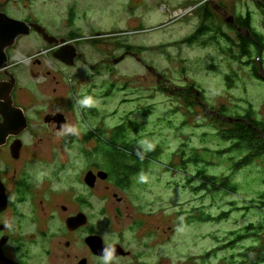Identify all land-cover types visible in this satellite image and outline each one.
Instances as JSON below:
<instances>
[{"label": "rangeland", "instance_id": "rangeland-1", "mask_svg": "<svg viewBox=\"0 0 264 264\" xmlns=\"http://www.w3.org/2000/svg\"><path fill=\"white\" fill-rule=\"evenodd\" d=\"M77 1L79 36L89 38L79 44L84 60L66 67L53 57L48 60L49 66L55 73L73 79L81 101L91 98L92 106L99 109L100 118L91 119L105 122L104 130L109 135L102 131L100 138L106 150L117 153L109 139L115 133L116 138L124 135L119 152L129 148L157 161V150L161 154L159 164H146L155 173L145 176L139 184L145 190L136 204L145 212L160 211L159 217L150 218L149 222L157 223L159 219L161 226L165 229L174 226L176 233L172 240L165 237L163 245L142 249L146 263L239 264L244 250L258 242L251 238L238 243L237 232L245 234L248 226L264 223V209L257 208L264 201L260 198L264 194V163L258 158L252 166L235 171L234 164L245 154L225 153L232 143L219 136L220 124L210 115L212 111L175 91L177 88L194 90L203 104L207 103L214 111L224 110L222 129H227L228 117L244 116L248 111L264 122V79L254 77L252 68L256 61L262 73L260 63L263 58L264 70V50L261 59L259 56L241 60L237 49L231 55L222 53V48H228L224 39L186 44L199 26L203 7L195 8L194 4L201 0ZM210 5H213V21L217 27L234 39L236 33L229 31L226 19L248 13L256 32L264 36V0H212ZM44 13L50 15L51 9ZM27 43L39 46L34 37L20 42L17 50L21 51ZM128 51L136 55L114 64L115 59ZM17 56L21 58L20 54ZM105 60H110V64ZM89 64L100 66L97 75ZM159 75L164 77L161 82ZM108 88L113 92L105 97ZM77 114L82 121V113ZM194 152L201 159L187 161ZM99 164L110 168L103 158ZM200 170L219 179L230 178L238 186L237 193L215 192L212 185L208 186L209 191L196 177ZM192 178L191 184L188 181ZM198 186L201 187L196 192ZM223 213H228L227 217L214 219ZM193 216L197 220L187 223ZM208 218L214 220L208 221ZM108 221V217H103L102 228L106 233L103 235L113 240Z\"/></svg>", "mask_w": 264, "mask_h": 264}, {"label": "flooded vegetation", "instance_id": "flooded-vegetation-1", "mask_svg": "<svg viewBox=\"0 0 264 264\" xmlns=\"http://www.w3.org/2000/svg\"><path fill=\"white\" fill-rule=\"evenodd\" d=\"M211 1L194 4L195 8L203 7L210 27L214 13ZM48 8L50 15L44 13ZM78 9L77 0H0V19H4L3 14L30 27L29 35L18 37L5 49L7 66L0 68V264H147L141 250L163 245L165 237L172 240L176 233L174 226L165 229L159 219L149 222L158 218L160 211L145 212L136 204L145 190L139 184L155 173L146 164L160 163L158 150L159 161L128 149L119 152L124 135L116 138L115 133H111L110 142L123 155L106 150L100 138L103 132L108 134L105 122L91 119L100 118L99 109L80 107L74 80L49 66L48 60L64 47L63 41L66 46H75L82 56L76 64L84 60L79 44L89 38L79 36ZM203 24L201 18L196 31ZM208 34L203 39L213 33ZM34 37L39 46L27 43L17 50L20 42ZM104 62L110 64V60ZM89 67L98 74L100 66ZM159 78L160 82L164 79L163 75ZM112 92L108 88L104 96ZM175 92L195 100L212 111L210 115L224 121L221 112L203 104L194 90L177 88ZM191 157L199 159L200 155L194 152ZM102 158L110 168L99 164ZM91 172L95 176L87 184ZM103 217L109 218L113 240L103 235ZM92 237H101L108 246H121L126 255H97L87 242Z\"/></svg>", "mask_w": 264, "mask_h": 264}, {"label": "trees", "instance_id": "trees-1", "mask_svg": "<svg viewBox=\"0 0 264 264\" xmlns=\"http://www.w3.org/2000/svg\"><path fill=\"white\" fill-rule=\"evenodd\" d=\"M204 20V24L198 29L194 35L186 40V44H196V43H204L205 41L212 40L219 42V40L224 39V41L228 44L227 49L222 48V53L228 55L234 53V49L239 50L238 56L241 60L243 58H253L259 57L261 54V50H264V36L257 33L252 25V17L251 14L248 13L244 15H236V25L243 30L250 33L251 37H248L245 34H242L235 30L236 26L232 24L226 25L230 32L235 31L236 39L230 36L229 33L225 32L224 29L217 27L215 22H212V27L208 25V22L205 21L207 16L201 12V17ZM213 32L207 39H203L204 35ZM209 35V34H208ZM140 50V49H138ZM263 55V53H262ZM262 56H260V59ZM263 59V58H262ZM261 59V62H262ZM252 60V59H251ZM254 61V60H253ZM255 64L252 65L253 68V75L257 79H260V69L257 66L258 63L254 61ZM221 115L225 118V111H220ZM216 118V117H215ZM234 119H239L240 121H234L230 123L229 121L226 122L227 129H222L225 125L223 121L219 120L218 118L214 119L215 122L217 121L218 125L220 124L219 136L226 142H231L232 146L226 150L225 153H229L231 151L237 152L239 154H245V157L239 161L238 163L234 164L235 171H238L241 168H246L248 166H252V164L259 158L261 162L264 163V122L258 120L253 111H248L246 115L239 116ZM120 136V135H119ZM131 151L129 148H127ZM134 152V151H131ZM224 152H220L222 154ZM201 158L188 159L194 160L197 162ZM198 177L201 182L202 186L209 188V185L214 186L215 192L224 191L229 195H233L237 193L238 186L233 184L230 178H222L219 179L218 177L207 175L205 170H200L198 172ZM194 178L190 179L188 182L193 183ZM220 182V183H219ZM219 183V184H218ZM209 190V189H208ZM210 191V190H209ZM261 199H264V194L260 196ZM261 206H257L258 209H264V201L259 202ZM249 208H246L248 210ZM228 213H223L219 217L214 218L217 220L224 219L227 217ZM213 218H208V221L214 220ZM196 217H191L190 219L186 220L187 223H192L196 221ZM185 225V224H183ZM236 234V241L238 243H242L244 240L253 239L254 242H258V244H254L248 248H246L241 254V261L239 264H264V223L259 226L250 225L245 229V234L242 232H237ZM234 244H232L233 247Z\"/></svg>", "mask_w": 264, "mask_h": 264}, {"label": "water", "instance_id": "water-1", "mask_svg": "<svg viewBox=\"0 0 264 264\" xmlns=\"http://www.w3.org/2000/svg\"><path fill=\"white\" fill-rule=\"evenodd\" d=\"M1 16L2 18L4 17V19H0V60H2V64H0L1 65L0 68L7 66L6 65L7 54L5 53V49L8 46L13 45L18 37L29 35L30 33V27L26 23L12 21L6 15H3V14H1ZM229 17L230 18L226 19L227 23L235 25L240 33L246 32L247 34L245 35H247L248 37H251L249 32L243 30L242 28L236 25V20L233 15ZM34 26L42 30L38 25H34ZM43 34L45 38L48 36L47 33H43ZM66 44L67 43L63 41L64 47L56 51L54 53V57L68 66H74L76 64L75 60L82 56L78 54L77 48L75 46L73 45L66 46ZM262 52L263 50H261L260 56H262ZM129 54H131L132 56L136 55L132 52H129L115 59L113 61L114 64L120 63ZM260 64H261V70H262L261 71L262 73H260V77L264 79V70L262 67L263 63L261 62ZM150 71H154V73H156L154 69L152 70L150 68ZM1 87L2 86L0 85V88ZM228 120L230 123H233L234 121H240L239 119H234V118H229V117H228ZM94 176L95 175L92 172L87 175V178H86L87 184L91 183V179L94 178ZM100 176L107 177L108 175L105 173H100ZM69 224H71V222H69ZM87 242L92 247L93 251L97 255L108 257V258H114L120 255H126V251L121 246H118V245L108 246L104 243L101 237L89 238Z\"/></svg>", "mask_w": 264, "mask_h": 264}, {"label": "clouds", "instance_id": "clouds-1", "mask_svg": "<svg viewBox=\"0 0 264 264\" xmlns=\"http://www.w3.org/2000/svg\"><path fill=\"white\" fill-rule=\"evenodd\" d=\"M80 103H81L82 106H91L93 102H92L91 98H87L86 97L82 101H80ZM148 147L151 148L152 145L149 144Z\"/></svg>", "mask_w": 264, "mask_h": 264}]
</instances>
